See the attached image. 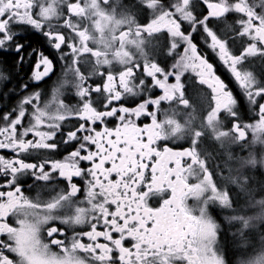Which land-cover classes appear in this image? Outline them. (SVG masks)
Instances as JSON below:
<instances>
[{"label": "snow or ice", "instance_id": "snow-or-ice-1", "mask_svg": "<svg viewBox=\"0 0 264 264\" xmlns=\"http://www.w3.org/2000/svg\"><path fill=\"white\" fill-rule=\"evenodd\" d=\"M0 264H264V0H0Z\"/></svg>", "mask_w": 264, "mask_h": 264}, {"label": "flooded vegetation", "instance_id": "flooded-vegetation-1", "mask_svg": "<svg viewBox=\"0 0 264 264\" xmlns=\"http://www.w3.org/2000/svg\"><path fill=\"white\" fill-rule=\"evenodd\" d=\"M31 39L33 41V46L34 47H39L40 46L41 40H40V37L38 35L31 37ZM25 71H27V67L25 68ZM221 72L223 73L224 69H221ZM225 75H226V73H225ZM53 79H55V77ZM41 87H43V85H41Z\"/></svg>", "mask_w": 264, "mask_h": 264}]
</instances>
